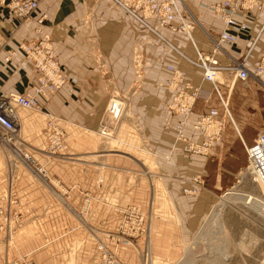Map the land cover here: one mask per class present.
<instances>
[{"label": "crops", "instance_id": "obj_1", "mask_svg": "<svg viewBox=\"0 0 264 264\" xmlns=\"http://www.w3.org/2000/svg\"><path fill=\"white\" fill-rule=\"evenodd\" d=\"M37 1L27 20L0 4V95L24 93L35 84L36 72L19 45L35 42L39 37L36 21L44 16L42 33L48 36L63 72L74 82L70 92L61 88L48 100L42 98L41 110L15 106L21 134L34 150H41L46 146L43 128L47 120H54L65 131L68 152L85 154L92 160L86 184L80 185L93 192V198L85 216L87 227L80 225L77 217L82 195L75 187L79 165L63 160L50 162L44 154L33 153L37 162L61 177L71 191L64 198L52 184H37L29 175L19 174V209L26 221L8 238L0 230V264L21 256L36 264H94L99 259L98 240L114 247L110 234L122 220L118 209L131 204L150 213L147 242L152 264L179 260L186 251V239L198 229L216 198L234 185L247 163L245 147L264 131V95L257 97L263 88L227 71L219 72L217 82L227 100L231 119L226 121L231 124L208 155L192 154L184 142L176 140L178 116L166 110L173 91L163 86L170 78L166 65L179 67L201 90L193 107L194 117L210 107L218 109L221 116L223 108L214 86L201 69L139 30L135 19L111 0ZM185 1L198 21L192 31L193 41L208 53L211 44L207 34L217 36L222 29L219 15L208 6L220 0ZM244 19L248 29L238 32L236 42L224 48L239 59L257 37L246 63L253 68L264 51V29L259 33L264 24V0ZM160 31L187 56H195L192 43L183 34L164 28ZM138 37H150L152 42L138 46ZM135 54L139 55L140 66ZM215 57L221 64L229 61L224 53L218 52ZM115 95L126 97L127 104L112 98ZM109 102L110 106L115 102L120 105V117H112ZM108 121L117 123L113 138L108 129L98 134ZM184 134L191 140L200 138L192 120L184 126ZM96 158L99 164L93 162ZM96 165L100 167L101 184H96ZM198 174L205 181L203 188L196 195L183 193ZM6 190V182L0 179V196ZM143 245L142 240L139 246ZM117 254L122 264H141L126 245Z\"/></svg>", "mask_w": 264, "mask_h": 264}, {"label": "built area", "instance_id": "obj_2", "mask_svg": "<svg viewBox=\"0 0 264 264\" xmlns=\"http://www.w3.org/2000/svg\"><path fill=\"white\" fill-rule=\"evenodd\" d=\"M116 6L131 15L139 30L147 32L152 38L166 44L170 49L184 59L189 65L202 70L204 78L209 79L223 108L220 116L216 108H208L204 113L194 117L193 104L201 92L199 86H194L186 78V73L179 67L171 64L166 65L170 72V78L164 84V89L173 91L170 102L166 106L169 114L178 116L174 126L176 140L185 143V149L197 155L206 156L215 142H220L224 136L226 118L231 119L227 100L222 96L218 82L209 76L210 73L227 71L235 78L247 80L252 78L264 84V51L260 54L259 63L253 68H248L247 59L254 46L257 37L253 41L245 55L239 59L233 58L225 50L224 46H231L236 42L237 33L248 29V23L244 19L246 14L260 6V0H220L210 4L208 8L219 15L222 22V29L217 36L207 34L211 44V51L206 53L199 50L192 38V31L198 24L196 17L189 9L185 0H111ZM0 4L7 7L19 18L27 20L37 8V0H0ZM243 18V19H241ZM44 16L36 21V32L39 37L32 43L22 42L19 47L24 52L27 60L32 64L36 72V82L30 90L24 93L10 92L7 95H0V130L2 137L7 142L14 139L17 133L19 119L15 106L27 107L41 110L40 100H48L57 90L65 88L71 91L73 78H69L61 69L60 62L55 54L50 40L40 28ZM160 28L167 29L175 34H183L193 45L195 56L189 57L183 53L170 39L164 36ZM264 29L262 25L260 32ZM258 33V34H259ZM145 42H152V39L137 38V45ZM224 53L229 61L226 64L218 62L215 55ZM9 57H6L8 60ZM135 60L140 66L139 55L135 54ZM263 77V78H262ZM112 100V99H111ZM110 100V102H111ZM108 105V109L110 106ZM114 107L110 110L113 112ZM192 120V128L199 131L200 138L191 140L184 134V126ZM104 126L99 130L103 132ZM247 166L255 168L258 182L264 188V131L257 135L253 144L246 146ZM26 157H28L26 155ZM193 184L184 188L189 195H196L203 188V180L198 174L192 179ZM122 221L117 232L111 233L115 246L131 244L140 255L141 264L151 263V252L147 244L150 216L140 210L139 206H129L122 211ZM144 240L143 247H140L139 240ZM100 259L96 264H122L115 256L112 249L99 242ZM15 264H31L20 262Z\"/></svg>", "mask_w": 264, "mask_h": 264}, {"label": "rangeland", "instance_id": "obj_3", "mask_svg": "<svg viewBox=\"0 0 264 264\" xmlns=\"http://www.w3.org/2000/svg\"><path fill=\"white\" fill-rule=\"evenodd\" d=\"M259 60L260 58L256 62L257 64ZM60 67L63 70L61 64ZM247 80H250L253 84L255 83V85L256 83L261 85L259 86L263 89H261L260 95L257 94V97H262L264 95V84L252 78ZM200 96L201 92L198 97ZM114 97L120 99L118 95L112 98ZM120 100L127 104L126 97H121ZM18 119L19 128L14 139L10 140V142L3 139L2 131L0 130V160L3 163V172L0 174V179H3L7 184L5 194L0 196V230L5 232V238H8L19 230L26 221V218L19 209L17 187L19 174L25 176L29 175L37 184H45L47 182L48 184H52L61 192L64 198H68L69 192L71 191L70 188L63 185L65 184L64 180L55 172H47L44 164H39V160L37 162L32 156L33 153L44 154L50 162L63 160L64 162H75L79 165L78 180L75 187L81 192L82 204L78 210L79 217L77 218L79 219L80 225L86 226L87 222L85 216L90 201L93 198V192L83 189L80 184H86L87 167L88 163H91L92 160H88L85 154L68 152V142L65 139V131L56 125L52 119L47 120L43 128V132H45L46 135V146L41 150H37V148L34 150L22 136L19 116ZM228 124H231V122L226 121L224 135L227 131ZM104 125V130L108 129L111 138H113L117 123L111 121L109 123L108 121ZM99 133L101 132L98 131V134ZM26 155L28 157H26ZM99 161L100 160L96 158L93 162L99 164ZM246 166L247 163L234 179V185L216 198L206 218L197 226L198 229H196L195 233H193L189 239H186V251L182 257L170 264H264V210L260 208V203L255 202H264L263 187L259 184L257 179L255 180L250 169L246 168ZM99 169V165H96V184H101L102 180ZM247 196H252L255 199L257 198L253 202L254 204L252 202L245 203V198ZM133 205L140 207V205L131 204L119 208L118 210L122 214L123 210ZM143 213L150 216L148 212ZM117 230L115 232H117ZM142 240L143 239L139 240V242ZM99 242L105 244L103 241L98 240V249L100 245ZM122 245L130 247V249L138 255L140 260V255L131 244H121L118 247L114 245L113 248H109L112 249L115 256L119 259L117 250ZM99 259L94 262V264H96ZM20 262L36 264L32 259L26 256H21L11 261H5L4 264H15Z\"/></svg>", "mask_w": 264, "mask_h": 264}, {"label": "bare ground", "instance_id": "obj_4", "mask_svg": "<svg viewBox=\"0 0 264 264\" xmlns=\"http://www.w3.org/2000/svg\"><path fill=\"white\" fill-rule=\"evenodd\" d=\"M209 76L210 77H212L213 79H215L216 81H217V78H218V73H210L209 74ZM112 102H113V99H112ZM122 105V104H121ZM22 107V106H21ZM114 107V110H113V112L112 111H110L111 112V115H112V117H114V118H118V116H119V114H120V105L119 104H117L116 102L115 103H112L111 104V106H110V110L112 109ZM25 108H27V107H25ZM249 169H250V172H251V174L255 177V180L257 179L258 180V177H257V175H256V173H255V168H253V167H249ZM195 177V176H194ZM193 177V178H194ZM192 178V179H193ZM259 184H262V183H259ZM262 186V185H261ZM263 187V186H262ZM187 188V187H186ZM184 190V189H183ZM201 190V189H200ZM199 190V191H200ZM183 193H185L184 191H183ZM186 194V193H185ZM198 194V193H197ZM263 194H264V188H263ZM257 199V198H256ZM254 197H252V196H247L246 198H245V203H253L255 200H256ZM259 200V199H258ZM255 202H258V203H260L261 204V206H260V208H262L263 210H264V203H262V202H259V201H255ZM254 204V203H253ZM258 205V204H257ZM261 210V209H260ZM262 211V210H261ZM147 244H148V246H149V243L147 242ZM139 252V251H138ZM137 252V253H138ZM150 264H152V256H151V263Z\"/></svg>", "mask_w": 264, "mask_h": 264}]
</instances>
